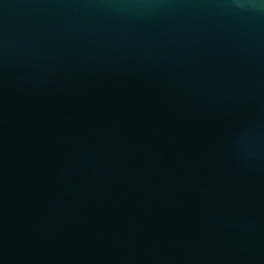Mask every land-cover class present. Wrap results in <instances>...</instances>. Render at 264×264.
<instances>
[{
	"label": "water",
	"instance_id": "95a60500",
	"mask_svg": "<svg viewBox=\"0 0 264 264\" xmlns=\"http://www.w3.org/2000/svg\"><path fill=\"white\" fill-rule=\"evenodd\" d=\"M0 264H264V2L0 0Z\"/></svg>",
	"mask_w": 264,
	"mask_h": 264
},
{
	"label": "clouds",
	"instance_id": "9594fccd",
	"mask_svg": "<svg viewBox=\"0 0 264 264\" xmlns=\"http://www.w3.org/2000/svg\"><path fill=\"white\" fill-rule=\"evenodd\" d=\"M262 2H264V0H262Z\"/></svg>",
	"mask_w": 264,
	"mask_h": 264
}]
</instances>
